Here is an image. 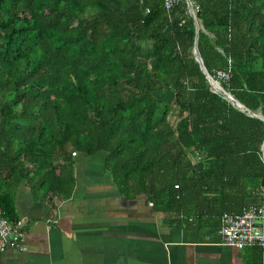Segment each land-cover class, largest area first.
I'll list each match as a JSON object with an SVG mask.
<instances>
[{
    "label": "trees",
    "instance_id": "trees-1",
    "mask_svg": "<svg viewBox=\"0 0 264 264\" xmlns=\"http://www.w3.org/2000/svg\"><path fill=\"white\" fill-rule=\"evenodd\" d=\"M258 114L264 0L169 11L163 0H0V209L11 224L15 189L69 199L75 157L102 153L126 200L143 198L171 227H216L261 202Z\"/></svg>",
    "mask_w": 264,
    "mask_h": 264
},
{
    "label": "crops",
    "instance_id": "crops-1",
    "mask_svg": "<svg viewBox=\"0 0 264 264\" xmlns=\"http://www.w3.org/2000/svg\"><path fill=\"white\" fill-rule=\"evenodd\" d=\"M105 158L102 153L75 157L76 185L69 199L44 196L27 185L13 191L27 251H0V264H256L252 247L260 248L263 264L258 245L224 246L221 224L171 227L143 198H123ZM93 163L98 169H89Z\"/></svg>",
    "mask_w": 264,
    "mask_h": 264
},
{
    "label": "built area",
    "instance_id": "built-area-1",
    "mask_svg": "<svg viewBox=\"0 0 264 264\" xmlns=\"http://www.w3.org/2000/svg\"><path fill=\"white\" fill-rule=\"evenodd\" d=\"M179 0H163V7L169 11ZM197 8L191 9L194 17ZM221 80L229 79V72H217ZM152 206V204H149ZM219 235L224 246L242 250L245 247L258 245L263 250L262 261L264 264V190L261 193V202L258 206L250 207L240 215L225 213L221 217ZM24 223L18 221L9 223L0 209V251L13 249L26 252L24 239Z\"/></svg>",
    "mask_w": 264,
    "mask_h": 264
},
{
    "label": "water",
    "instance_id": "water-1",
    "mask_svg": "<svg viewBox=\"0 0 264 264\" xmlns=\"http://www.w3.org/2000/svg\"><path fill=\"white\" fill-rule=\"evenodd\" d=\"M186 1H188V0H186ZM194 55H195V60L200 64L202 70L204 71V68H203V65H202V61H201V59H200V57H199L196 49H194ZM207 80H208L209 84L211 85V87L213 88V90L215 92H218L219 94H221L222 96H224L227 100H229L239 110L245 111L246 113H249L247 110H245L243 108V106L241 104H239L237 101H235L231 95H229L227 92H225L221 88L219 82L214 81L209 75H207ZM256 117H258L259 119H261V120L264 121V117L261 114L256 115ZM262 149H263V160H264V142H263V145H262Z\"/></svg>",
    "mask_w": 264,
    "mask_h": 264
},
{
    "label": "rangeland",
    "instance_id": "rangeland-1",
    "mask_svg": "<svg viewBox=\"0 0 264 264\" xmlns=\"http://www.w3.org/2000/svg\"><path fill=\"white\" fill-rule=\"evenodd\" d=\"M79 157H80V155H77V158H79ZM97 166H98L97 164L93 163V165L90 166L89 169H98Z\"/></svg>",
    "mask_w": 264,
    "mask_h": 264
}]
</instances>
